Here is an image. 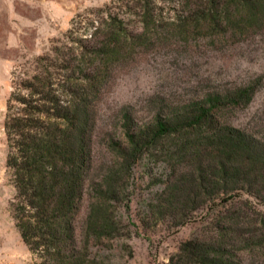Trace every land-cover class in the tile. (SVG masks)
<instances>
[{
    "label": "trees",
    "instance_id": "1",
    "mask_svg": "<svg viewBox=\"0 0 264 264\" xmlns=\"http://www.w3.org/2000/svg\"><path fill=\"white\" fill-rule=\"evenodd\" d=\"M263 32L264 0H112L78 15L47 52L14 68L6 167L16 191L12 216L38 264H89L93 241L120 236L116 205L129 214L136 169L147 158L165 168V188L149 209L156 224L208 215L204 232L182 242L168 264L262 260L264 140L226 114L248 106L255 85L154 99L142 118L124 107L122 137L109 141L113 160L97 178L93 137L105 88L143 50L167 41L195 52L205 40L219 49Z\"/></svg>",
    "mask_w": 264,
    "mask_h": 264
},
{
    "label": "rangeland",
    "instance_id": "2",
    "mask_svg": "<svg viewBox=\"0 0 264 264\" xmlns=\"http://www.w3.org/2000/svg\"><path fill=\"white\" fill-rule=\"evenodd\" d=\"M111 1L0 0V264H38L12 216L16 191L6 167L4 128L12 71L27 59L47 52L51 41L66 34L78 15L87 16ZM204 42L208 43L203 41L195 52H178L165 41L143 50L130 67L116 73L97 104L93 176L97 178L113 160L108 144L112 138L122 137V109L131 107L141 118L147 117L154 99L189 100L213 91L233 92L255 85L251 103L226 114L233 126L264 140V32L240 42H227L219 49ZM164 173L162 162L147 158L139 163L130 188L129 214L125 203L116 205L120 236L102 243L93 241L89 264H168L182 242L204 232L206 210L197 212L184 226H174L169 220L156 224L149 217L151 204L165 188ZM85 215L86 209L82 218ZM256 264H264V257Z\"/></svg>",
    "mask_w": 264,
    "mask_h": 264
}]
</instances>
